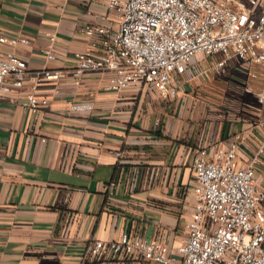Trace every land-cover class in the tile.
Wrapping results in <instances>:
<instances>
[{"label":"crops","instance_id":"crops-1","mask_svg":"<svg viewBox=\"0 0 264 264\" xmlns=\"http://www.w3.org/2000/svg\"><path fill=\"white\" fill-rule=\"evenodd\" d=\"M107 1L0 0L1 30L32 38L15 48L29 75L20 88L0 96V264H148L92 258L88 248L94 239H116L124 231L154 237L168 230L172 242L188 216L192 196L182 190L190 185L189 161L196 146L212 139L225 143L234 132L241 133L245 153L258 142V106L246 97L250 93L244 94L246 74L239 65L227 76H205L207 81L224 76L242 88L238 112L227 110L221 125L218 120L205 123L197 133L162 105L175 106L173 100L185 93L171 100L146 85L110 90L104 76L94 72L85 73L78 85L70 76L35 83L32 75L44 68L75 64L76 53L88 45L82 26L97 22L95 15L108 11ZM49 30L57 36L54 59L40 50ZM199 59L189 65L204 75L214 59L207 58L203 66ZM190 66L187 80L193 75ZM33 85L37 95L48 98L35 110L27 106ZM71 103L92 108L74 110ZM257 174L264 186V154Z\"/></svg>","mask_w":264,"mask_h":264},{"label":"built area","instance_id":"built-area-1","mask_svg":"<svg viewBox=\"0 0 264 264\" xmlns=\"http://www.w3.org/2000/svg\"><path fill=\"white\" fill-rule=\"evenodd\" d=\"M107 8L95 15L97 22L82 26L88 45L76 53L75 64L44 68L32 75L35 83L70 76L78 85L85 73L94 72L104 76L107 89L146 85L173 100L185 93L180 75L194 56L212 57L209 69L216 74H228L234 65L245 70L243 90L254 95L258 106V142L245 153L241 133L234 132L225 143L212 139L196 146L189 161L190 185L182 190L192 196L190 208L183 232L172 242L168 230L154 237L124 231L116 239H94L89 255L148 264H264V186L257 174L264 154V0H108ZM44 35L40 50L54 59L57 36L52 30ZM31 39L0 28V96L20 88L29 75L15 48ZM46 104L48 98L37 95L33 85L27 106L35 110ZM70 106L92 108L90 103ZM159 123L156 117L153 125Z\"/></svg>","mask_w":264,"mask_h":264},{"label":"rangeland","instance_id":"rangeland-1","mask_svg":"<svg viewBox=\"0 0 264 264\" xmlns=\"http://www.w3.org/2000/svg\"><path fill=\"white\" fill-rule=\"evenodd\" d=\"M198 56L199 55L194 56L193 59H197ZM207 58L209 57H203V59H199L201 66L209 62ZM190 71L193 73V75H191L188 80L186 79L187 77L185 76V74L180 75L181 82L184 84L185 89L184 98L182 99L180 97V99L173 100L176 107L172 104V102L162 103V105H168L166 110L170 109L169 112L171 114L175 113L177 118H180V120L182 119V123H184V126L194 127L195 133H197L199 132L198 127H201L205 123L212 126L216 124L217 120L218 122H223L224 118L222 117L224 116L223 114L227 112V110H230L231 112H238V105L236 100L239 99L238 96L242 88H238L235 87V85L228 84L229 81L225 82L224 76H227V74H225L223 77H215L217 81H210V79L207 81L206 77H211L214 74L211 69L208 68V74L204 75L196 74L193 67H190ZM218 80L221 81V83H224L221 87L218 86ZM252 85L254 87L258 86V84L255 82H253ZM244 94H249V92ZM248 96L254 104V95L250 93L246 97ZM247 111L249 114L250 110L247 109ZM140 113L142 115L143 113H147L144 106H141ZM239 114L242 113L240 112ZM253 114L255 113L253 112ZM220 115L222 116L220 117ZM221 124L222 123L220 122V125ZM180 212L182 214L184 213L182 208Z\"/></svg>","mask_w":264,"mask_h":264}]
</instances>
